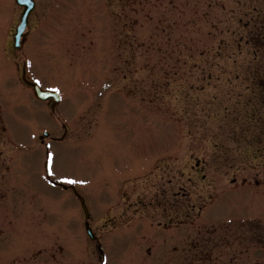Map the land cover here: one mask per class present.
I'll return each mask as SVG.
<instances>
[{
  "label": "rangeland",
  "instance_id": "1",
  "mask_svg": "<svg viewBox=\"0 0 264 264\" xmlns=\"http://www.w3.org/2000/svg\"><path fill=\"white\" fill-rule=\"evenodd\" d=\"M35 3L17 49L23 8L0 0V264L177 261L164 241L175 247V237L157 230L160 208L152 224L138 212L101 229L99 214L125 177L134 182L131 202L149 203L169 179L172 189L178 180L192 185L193 199L202 194L194 227L216 261L206 264H264V157L255 158L264 147L235 138L264 112V41L256 36L264 0ZM18 62L40 88L59 93L54 112L19 79ZM64 125L63 140L39 142ZM195 158L205 165L199 187ZM67 184L85 199L100 245ZM114 200L111 214L124 197ZM185 227L193 225H184V239Z\"/></svg>",
  "mask_w": 264,
  "mask_h": 264
},
{
  "label": "flooded vegetation",
  "instance_id": "2",
  "mask_svg": "<svg viewBox=\"0 0 264 264\" xmlns=\"http://www.w3.org/2000/svg\"><path fill=\"white\" fill-rule=\"evenodd\" d=\"M263 31L264 28H262V30L259 29L256 36L264 41ZM51 101L49 103H51ZM250 118L251 122L253 123V129H257L258 127H261L262 124H264V112L262 110L255 111L250 116ZM249 131L252 130L249 129ZM42 143L46 144L47 142L45 140ZM193 160L194 163L190 164V166L196 171L195 173L198 176L197 181L199 187L200 183L203 182L206 178L204 167L205 165L196 160V158ZM189 179L195 181L191 176H189ZM177 182V187L172 189L171 180L169 179L168 184H165L164 186L157 189V191L153 195L154 198H152L149 203H145L143 200H133L131 202V193L133 192L132 184H134V182L131 177L123 178L122 189L113 188V194L111 193L108 195L112 204L105 206V208H103L99 214L103 218V221L100 224L101 229L103 231H108V227L109 229H113L114 226L118 225L121 221H123L124 223H130L136 217V214L138 212L149 218L148 222L149 224H152L151 217L156 212H158L160 208V213L165 221H157V230L161 232V234H164V236L170 235L175 237V247L171 246L168 243L170 237L164 239L165 244L171 247L170 249L166 247V251L170 252L173 251V249L177 250V261L171 262V256L168 254V252V256L162 258L161 260H166L170 264H206L207 259L212 260V262H216L212 257L213 249L210 248L209 245L207 246V244H205L204 240L201 237L200 239L198 238V236L200 235L198 233L200 231V226H198L197 228L194 227L196 223L194 213L200 212V209L204 207V204H206V202H201L202 194H200L199 196H196L195 194L197 200L193 199L191 190V188L193 187L192 185L179 184V180ZM209 183L211 184L212 182L209 181ZM65 189L72 190L74 193L76 192V188L72 187L71 185L67 186ZM116 192L121 193V196L124 197V202H122V205L118 207H121V212L117 214H111V206L115 204V201H119L114 200ZM204 195V198L212 197V194H210L209 196L208 194ZM138 206H141L142 209H140ZM186 224H191L193 225V227H185L191 229L192 231L184 239V225ZM208 228L209 227H206L202 230L208 232H204V234L211 237ZM164 230H166L165 233ZM185 252H187L186 255H184ZM183 255L185 256L184 259Z\"/></svg>",
  "mask_w": 264,
  "mask_h": 264
},
{
  "label": "water",
  "instance_id": "3",
  "mask_svg": "<svg viewBox=\"0 0 264 264\" xmlns=\"http://www.w3.org/2000/svg\"><path fill=\"white\" fill-rule=\"evenodd\" d=\"M16 2L19 5H24L25 6V9H24L23 14H22L21 22H20L19 26L17 27L16 34H15V43L17 45H19L20 37H21V35L23 33V30H24V28H25V26L27 24L29 13L33 9L35 2H34V0H16ZM23 79H24V81L26 83H28V84L33 86V88L35 90V93H36V95L38 97H40L42 99H46V98H48L50 96L55 97L56 100H55L53 106L55 105V103L58 100L57 92L50 91V90H43V89L39 88L35 83L29 81L26 78L25 72L23 73ZM81 200H82V205H83V207L85 209L86 215H88V211L86 209V205L84 204L83 198H81ZM86 226H87V229H88V232H89L90 236L93 237V235L91 233V230L89 228V224L86 223Z\"/></svg>",
  "mask_w": 264,
  "mask_h": 264
},
{
  "label": "snow or ice",
  "instance_id": "4",
  "mask_svg": "<svg viewBox=\"0 0 264 264\" xmlns=\"http://www.w3.org/2000/svg\"><path fill=\"white\" fill-rule=\"evenodd\" d=\"M61 179L66 180V181H68L70 183H75L76 182L71 177H61Z\"/></svg>",
  "mask_w": 264,
  "mask_h": 264
}]
</instances>
